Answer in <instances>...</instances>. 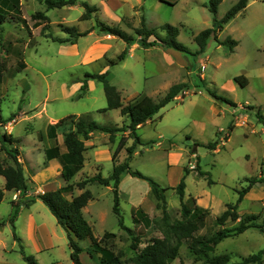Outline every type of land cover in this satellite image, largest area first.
<instances>
[{"label": "rangeland", "instance_id": "obj_1", "mask_svg": "<svg viewBox=\"0 0 264 264\" xmlns=\"http://www.w3.org/2000/svg\"><path fill=\"white\" fill-rule=\"evenodd\" d=\"M83 1L96 7L90 17L84 19L80 17L84 11ZM170 1L145 0L144 8L140 5L125 11V7L114 13L107 0H75L51 8L45 0H19L20 12L8 15L0 25V120L11 116L9 120L0 121V137L3 132L11 134L15 141L6 147L18 149L20 146L27 150L32 143H23V136L28 133L25 139L33 137L45 144V138L42 135L40 139L38 133L47 123L54 124L66 115L124 128L129 118L118 108L98 110L106 105L105 94L102 83L88 77L89 73L106 71L123 102L142 93L158 98L170 85L186 83L187 90L183 94H177L138 125L136 134L140 141L134 144L128 161L132 169L165 187L164 201L155 196L146 179L123 174L121 185L120 179L118 184L119 210L124 224L139 236L138 246L142 247L153 236L163 234L171 223L181 220L175 186L187 170L183 201L192 209L195 204L200 206L198 197L203 203L200 207L206 210L198 234L211 235L223 227L232 229L240 223L241 217L256 216L254 226L222 238L213 251L206 253L209 256L226 253L229 263L233 264L264 247V182L255 183L249 192L251 196L238 203L239 218L227 219L223 225L216 222L226 204L236 201L237 190L247 186V179L261 174L264 131H261L263 122L259 117L264 120V0H248L217 32L219 41L209 39L203 52H197L193 37L212 24L213 14L205 5L207 0H175L174 4ZM236 1L222 0L217 18ZM37 12L46 18L34 17ZM141 21L154 27L160 36L164 34L159 28L161 24L177 26V40L187 50L159 43L143 47L133 30ZM103 24L132 34V42L126 43L103 29ZM66 27L83 34L75 37L73 43L54 39L69 38ZM229 39L236 41L233 48L224 41ZM123 51V59L117 60ZM22 62L24 67H20ZM236 75H244L248 83L241 86L234 80ZM63 130L64 126H58L53 133L63 136ZM108 137L105 131H90L84 144L92 149L108 144L115 153L114 161H125L126 148L133 142L129 130L115 131L110 142ZM212 141H217L215 152L207 147ZM10 162L12 158L0 148V163ZM197 166L203 175H198ZM92 168L87 162L85 171L91 172ZM112 168L111 162L102 160L94 174L98 170L108 176ZM75 183H72V191L76 193ZM87 188L92 194V204L85 212L94 235L100 238L104 232H114L115 236L106 238L107 243L113 250L121 251L122 264H134L128 259L134 254L129 235L119 226L112 211V191L96 181L87 184ZM10 196L11 192H6L0 202L1 217L8 215ZM56 229L57 246L39 253L37 259L45 264L50 261L51 264H73L66 233L59 227ZM2 230L1 236L9 250L0 248V264H27L18 246L13 250L9 248L13 242L12 231L9 227ZM79 244L80 257L85 264H100L98 253L87 239L79 240ZM22 246L26 253L34 255L31 246ZM168 264L204 263L203 257H195L184 242Z\"/></svg>", "mask_w": 264, "mask_h": 264}, {"label": "trees", "instance_id": "obj_2", "mask_svg": "<svg viewBox=\"0 0 264 264\" xmlns=\"http://www.w3.org/2000/svg\"><path fill=\"white\" fill-rule=\"evenodd\" d=\"M75 0H45L48 8L59 7L66 3H73ZM166 1V0H160ZM222 0H207L205 4L208 10L213 14L212 24L196 33L193 37L195 43L198 46L197 52H203L206 48L209 39L214 38L218 40L217 32L220 31L223 25L234 17L240 10H242L248 3V0H237L231 5L222 17L217 18V8ZM176 1L172 0L169 3L174 4ZM84 11L80 17L82 19L90 17L92 11L96 9L94 5L89 4L87 1H83ZM20 12L19 0H0V25L5 21L8 15L13 13L18 14ZM34 17L46 16L37 12L33 14ZM25 22L24 20H22ZM164 34L160 36L157 34L154 27H148L144 21H141L139 26L133 28L134 33L139 36L140 43L143 47H148L159 43L162 46L173 48L180 51H186L187 48L177 40L179 29L177 26L170 23H163L159 26ZM103 29L110 33L117 35L119 38L124 40L126 43H131L133 35L129 34L125 30H122L115 26H109L103 24ZM66 32L69 34V38L61 39L54 38L59 42L69 41L73 43L75 37L82 35L83 33L77 32L73 27H66ZM150 37H153L150 39ZM219 41V40H218ZM228 42L230 48L236 44L233 39L224 40ZM222 41V42H224ZM221 42V43H222ZM124 51L121 52L117 60L123 59ZM24 67V62L21 63L20 67ZM0 69V76H1ZM106 71L101 73H89L88 77L95 78L100 81L103 86L105 94L106 105L99 108V111H106L108 109L118 108L122 115H126L129 118V122L124 128L110 127L102 125L94 119H85L84 117H75L74 115H66L59 119L54 124H50L49 128L52 130L58 126H64L63 130V142L66 147V153L59 156L58 153L47 151L46 157L59 156L62 162V176L65 180H68L77 170L80 169L85 150L84 138L90 131L102 130L108 133L110 141L114 138L115 131L120 129L129 130L130 136L133 138V142L126 148L127 156L125 161L117 163L113 158V168L108 176H102L100 172L86 176L82 180L77 181L74 186L83 189L78 194H73V184L67 183L61 187L53 190L40 192L34 196H23L22 199L12 202L14 206L13 214L7 218V220L0 219V225L6 221L12 224L13 236L16 240L20 238L14 232V218L19 209L20 205H29L36 198H39L50 210V212L56 218L57 223L64 229L67 237V244L70 248V259L73 264H85L80 257L82 247L79 244V240L87 239L92 249L99 255L100 264H122L121 251H115L110 244L107 243L106 238L108 236H115L114 232H104L100 238H97L91 227L89 221L84 217L82 208L92 198V194L89 189L85 188V185L89 182L96 181L101 185H109L111 183V191L113 194V205L112 211L117 216L118 224L122 229H125L130 238V247L134 250V254L128 259L134 264H168L178 253V249L182 243H186L190 250L193 252L195 257H203V263L206 264H231L229 263V255L226 253L209 256L206 253L213 251L215 245L224 237L238 234L243 232L246 228L254 226L253 220L256 218L255 215H245L241 217L240 223L232 228H220L211 235L198 234L197 231L201 228L204 222V215L206 210L198 205H194L191 209L183 201L184 188H185V176L187 170H184V174L181 176L179 182L175 186V191L179 197L181 205V220L171 223L168 229L161 235L153 236L145 243L142 247H139V236L136 235L131 228L127 227L123 222L122 214L119 210V196H118V184L120 174L123 171L128 172L132 176L146 179L155 194V196L164 201L163 190L165 187L159 186V184L150 176H147L137 169H132L128 164L131 158V153L134 148V144L139 143V137L136 134V128L142 124L146 119L150 118L160 108L170 102L177 94L184 93L187 90V84L183 82L174 83L168 87L166 92L158 97L154 98L148 94H140L133 100L123 102L120 91L109 82ZM234 80L244 86L247 79L244 75L234 76ZM227 101V100H226ZM11 119V116L0 121ZM259 119L263 122L264 131V120L262 117ZM230 127L228 130L230 131ZM227 131V134L228 132ZM227 134L225 139H227ZM14 138L11 134L5 132L0 137V148L4 149L6 153L12 158V164L3 165L0 163V174L4 177V187L0 188V201L2 200L4 190H20L24 192L27 189L26 178L23 173L21 163L18 161V149L16 147L7 148L6 145H11L14 142ZM217 141H212L207 144V147L214 149ZM115 154V153H114ZM264 157L261 160L260 175L252 176L247 179L248 184L246 187L241 188L238 191L236 201L234 203H227L226 208L222 213L216 217V222L219 225H223L227 219L235 220L240 217L236 208L238 203L242 200L245 193L255 184L264 182V176L262 175L264 169ZM196 171L198 175H203L204 172L199 166ZM209 182L211 180H208ZM70 194V198L67 195ZM134 221L135 218H134ZM264 231V229H263ZM19 251L22 255V259L27 264H39L36 258L24 251L23 246L20 244ZM233 264H264V247L259 249L256 253L245 256L241 261Z\"/></svg>", "mask_w": 264, "mask_h": 264}, {"label": "crops", "instance_id": "obj_3", "mask_svg": "<svg viewBox=\"0 0 264 264\" xmlns=\"http://www.w3.org/2000/svg\"><path fill=\"white\" fill-rule=\"evenodd\" d=\"M107 1L110 7L114 9V13H116V11L118 10L120 11L121 8H125V7L127 8L125 9V11L129 9H133L140 5H142L144 8L145 0H107ZM120 14L122 15L123 12ZM247 83L248 81L246 82V84ZM45 112L47 114V110ZM50 116L54 117L53 115ZM48 125L49 124L47 123L45 128L43 129L44 131L39 130L40 132L38 133V137L40 139H42L41 137L42 135L45 138L46 141L45 144L44 143L40 144V140L39 141L37 139L35 140L33 137L31 138L32 140L25 139V136H27L28 133L25 136H23L21 140L23 143H28V142L32 143V146L27 150H24L20 146L18 148L19 149L18 161L21 163L23 168V173L26 178L27 189L24 192L20 190H6V189L4 190L2 200H4L6 192H11V196L9 200L10 208L8 209L7 217L4 218L0 216V219L7 220V218H9L14 212V206L12 202L22 199L23 196L25 197L34 196L39 192L53 190L63 185H66L67 183L77 182L80 180L81 177L84 178L86 176H91L94 174V170L97 169V166L102 165V160H107L113 164L114 153L113 151L111 152V148L108 144L103 143L101 146L95 147L93 149L91 147L85 146L84 144L85 146V150L83 152L84 160L80 169L77 170L68 180H65L62 176V162L59 158V156H62L63 154L66 153V147L63 142V136L61 134L59 135V133L57 132L53 133L54 130L49 128ZM47 127L49 130H47ZM253 130L254 129H252L251 131ZM261 131H263V127L261 128ZM91 142L92 140H90V143ZM216 146L214 149H212L214 152L218 150V147ZM47 151L49 152L56 151L59 156H53L47 158L46 157ZM262 157H264V153ZM87 162H89L91 164V167H93L92 168L93 170L91 172L88 171L89 173L85 171V165ZM9 164H12V162H10ZM97 172L99 171L97 170ZM123 174L130 175L128 172H122L120 175V185ZM0 179H1L0 188H3L5 179L3 176ZM87 184L85 185V188H87ZM104 186H106L109 190H111V187L109 185H104ZM253 186L250 189H252ZM83 189L77 188L76 193L75 191H73V194H78ZM250 189L245 193L243 198L251 196V194L249 193ZM70 196H71L70 194L67 195L68 198H70ZM197 201L200 206L203 204L198 197H197ZM91 204H92V199H90L88 203L82 208V213L86 219H87V215H86L87 213L85 212V209ZM87 220L90 221L89 219ZM13 224H14V229L16 231L14 232L20 239L16 240L14 238L12 224L6 221L4 224L0 225V248L3 249V251L9 250L8 247H6L7 245L5 243V240L1 236L3 231L2 229H5V227H9V229L12 231V240H13L11 247L9 248L13 250L15 249L16 246H18L17 249L19 250V246L21 243H22L21 245L24 246H31L33 249L32 252L34 253V255L33 254L31 255H33L34 257L36 256L35 258L39 264H45L42 263L39 259H37V257H39L38 256L39 253H42L44 250L53 249L57 246L56 238L58 239L59 236L56 227H59L61 231H64V229L57 223L56 218L50 212L49 208L39 198H36L32 203H30L27 206L20 205L16 213V216L14 218ZM90 224L92 227L93 226L92 223ZM27 240L29 244L27 243ZM51 263L52 262L50 261V264Z\"/></svg>", "mask_w": 264, "mask_h": 264}]
</instances>
